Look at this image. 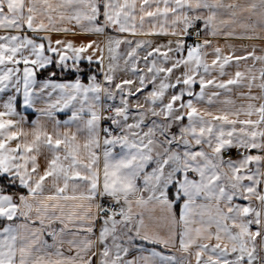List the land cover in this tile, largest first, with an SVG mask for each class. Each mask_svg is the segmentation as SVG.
<instances>
[{"label": "snow or ice", "instance_id": "obj_1", "mask_svg": "<svg viewBox=\"0 0 264 264\" xmlns=\"http://www.w3.org/2000/svg\"><path fill=\"white\" fill-rule=\"evenodd\" d=\"M0 264H264V0H0Z\"/></svg>", "mask_w": 264, "mask_h": 264}, {"label": "crops", "instance_id": "obj_2", "mask_svg": "<svg viewBox=\"0 0 264 264\" xmlns=\"http://www.w3.org/2000/svg\"><path fill=\"white\" fill-rule=\"evenodd\" d=\"M236 43H237V44H239V43H245V44H248V43H261V42H259V41H251V42H249V41H236ZM85 82H87V81H85ZM36 116H37L36 113H31V115L29 116V120H34V119H36ZM60 118H61V119H64V118H66V117L61 116ZM234 151H235V150H234ZM233 156L235 157L236 154L233 155Z\"/></svg>", "mask_w": 264, "mask_h": 264}, {"label": "rangeland", "instance_id": "obj_3", "mask_svg": "<svg viewBox=\"0 0 264 264\" xmlns=\"http://www.w3.org/2000/svg\"><path fill=\"white\" fill-rule=\"evenodd\" d=\"M235 154H236V152L234 150H232V155H235Z\"/></svg>", "mask_w": 264, "mask_h": 264}, {"label": "trees", "instance_id": "obj_4", "mask_svg": "<svg viewBox=\"0 0 264 264\" xmlns=\"http://www.w3.org/2000/svg\"><path fill=\"white\" fill-rule=\"evenodd\" d=\"M85 81H87V80L85 79Z\"/></svg>", "mask_w": 264, "mask_h": 264}]
</instances>
